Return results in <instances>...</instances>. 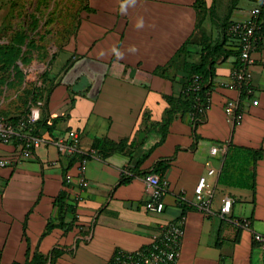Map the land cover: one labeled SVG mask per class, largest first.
<instances>
[{
  "label": "crops",
  "instance_id": "obj_1",
  "mask_svg": "<svg viewBox=\"0 0 264 264\" xmlns=\"http://www.w3.org/2000/svg\"><path fill=\"white\" fill-rule=\"evenodd\" d=\"M229 1L205 0V7L214 12ZM120 3L88 0L89 8L82 11L77 31L62 50L69 55L53 73L47 105L41 100L39 106L40 116L49 123L60 117L51 132L41 128V134L55 139L77 129L81 149H96L85 164L89 185L80 183L79 161L69 167L68 156L52 142L28 158L20 156L18 142L0 143V157L10 161L0 166V261L23 264L27 251L48 256L60 247L62 253L53 264H112L116 251L148 245L163 225L185 216L176 264H264V248L254 237L255 232L264 234V28L253 52V91L247 94L231 86L233 56L219 59L211 107L197 128L198 140L190 116L179 115L159 142L167 97L180 95L184 86V60L168 75L157 69L166 66L187 40L193 54L208 17L199 0H136L126 14L120 13ZM250 7L251 0H239L231 19L240 8ZM140 18L145 26L138 30ZM228 44L234 46L232 40ZM114 46L122 59L113 53ZM130 46L137 51L130 52ZM228 98H238L244 111L239 125L226 119ZM216 143H227L224 154L211 153ZM229 144L231 173L220 182ZM255 151L260 152L256 159ZM161 160L169 163L164 173L152 171ZM207 160L215 168L212 174ZM149 171L167 180L161 212L146 207L151 193L144 176ZM201 175L214 189L207 212L193 204ZM123 177L129 180L120 183ZM62 190L77 204V223L71 230L55 227L44 234L57 214ZM227 195L234 198V214L251 218V229L221 216ZM183 204L188 205L184 213ZM72 216L69 213L67 219Z\"/></svg>",
  "mask_w": 264,
  "mask_h": 264
},
{
  "label": "built area",
  "instance_id": "obj_2",
  "mask_svg": "<svg viewBox=\"0 0 264 264\" xmlns=\"http://www.w3.org/2000/svg\"><path fill=\"white\" fill-rule=\"evenodd\" d=\"M261 13L259 4L250 8H240L237 12V18L231 22L229 33L234 45L240 50V62L233 67V81L231 86L237 87L240 91H246L250 94L253 89L251 81L255 68V58L253 52L256 49L258 37L256 35L259 27L258 19ZM215 67V74L217 68ZM201 88L200 75L193 77L190 90L198 91ZM211 98L205 102H199L196 105V111L193 112L192 118L196 116V112L205 115L211 107ZM253 103H258L254 100ZM224 111L227 121L234 125L243 122L244 111L240 107L238 98H228L224 105ZM40 118V108L34 107L27 115L21 117L16 123L9 121L6 117L0 116V143L12 144L18 142L20 156L24 158L31 157L34 152L46 143H54L59 150L65 155H74L76 153L89 154L95 156V150L83 151L80 147L81 136L77 129H70L65 135L57 138L35 133L34 127ZM227 150V143H216L211 146L212 154H224ZM89 157H84L79 162V179L82 186L89 185V180L85 176V164ZM18 159H16L17 161ZM10 161L4 157H0V166H5ZM208 173L215 172L210 160L206 161ZM68 180H72V176L68 174ZM148 189L151 193L150 199L146 202V207L161 212L165 209L164 193L167 180H161L159 174L155 172L147 173L144 176ZM214 189L207 181L206 175H201L195 187V200L193 204L202 211H210ZM234 198L227 195L222 198L220 214L228 217L235 225L245 228H252V220L249 217L237 216L233 213ZM185 216L178 220L170 221L163 225L152 237L151 242L134 251H126L120 249L113 257V264H176L180 253L181 244L185 234ZM255 240L264 248V234L255 232ZM0 264H6L0 261Z\"/></svg>",
  "mask_w": 264,
  "mask_h": 264
},
{
  "label": "rangeland",
  "instance_id": "obj_3",
  "mask_svg": "<svg viewBox=\"0 0 264 264\" xmlns=\"http://www.w3.org/2000/svg\"><path fill=\"white\" fill-rule=\"evenodd\" d=\"M230 3L231 0L219 7V12L206 11L203 42L221 38L220 23ZM85 4L86 0H0V43H9L17 31H25L26 43H31L22 45L15 56L0 63V115L25 116L30 90L34 86L48 89L53 73L69 55L62 50L77 30ZM198 44L188 59L199 60L202 42ZM41 105V100L30 101L29 112Z\"/></svg>",
  "mask_w": 264,
  "mask_h": 264
},
{
  "label": "trees",
  "instance_id": "obj_4",
  "mask_svg": "<svg viewBox=\"0 0 264 264\" xmlns=\"http://www.w3.org/2000/svg\"><path fill=\"white\" fill-rule=\"evenodd\" d=\"M239 0H231L229 10L227 14L225 15L224 19L222 20L221 29H222V36L220 39L214 42H202L201 44V54L199 60H189V44L191 41L187 40L178 50V52L175 54L173 58L169 61V63L164 67H159L157 69V72L162 73L164 75H168V70L176 66L178 61L182 58L184 60V67L181 70V73L184 77V86L182 89V92L178 96H168V102L169 107L166 109L165 116L163 117L159 129L162 132V137L159 142L164 140L165 135L168 132L169 126L171 122L174 120L175 117L181 115V116H190L191 123L193 125V132H194V138L195 140H198L199 135L197 133V128L202 120L205 119V115H200L198 112H196V116L192 118V113L196 111V105L201 102H205L208 98L211 96L212 92V80L215 75V67L217 65V61L219 59H227L231 56L235 58L234 62L237 65L240 62V50L233 46L232 44H228V41L231 40V36L229 33V27L231 25V22L233 21L231 19L232 11L234 8L237 7ZM252 6H255L257 4L261 7V13L258 19L259 27L257 28L256 35L259 37L260 31L264 28V0H251ZM199 5L207 11V8L205 7V0H199ZM85 9H88V0H86V4L84 5ZM212 13V10H211ZM80 20L78 22L77 28L79 26ZM200 25V24H199ZM77 31V30H76ZM75 31V32H76ZM74 34V33H73ZM204 37V36H203ZM28 38L25 31H17L12 36L11 41L7 44H1L0 43V54L4 55L3 58L0 57V63L6 60L7 57L12 58L15 56V54L18 53V51L21 49L22 45H30V41L26 43V39ZM70 38V37H69ZM67 39V41L69 40ZM65 42V44L67 43ZM259 41V40H258ZM234 44V43H233ZM232 45V46H231ZM1 55V56H2ZM199 74L200 75V83L201 88L198 91H192L190 90V86L193 80L194 75ZM54 83V79L51 80V85L48 87V89H45L44 86H34L30 90V100L26 103V108L24 111V115L29 113V106L30 101H38L43 100L44 101V107L47 105L48 101V95L51 92L52 85ZM207 113V112H206ZM21 117L23 116H9L7 119L11 122L16 123ZM60 119V117H54L53 121L51 123L48 122L47 119L42 118L40 116L39 120L37 121L35 125L34 132L40 133L41 128H46L50 132L55 127L56 122ZM231 149V144H229L228 151L224 156L223 160V166L221 170V174L219 177L220 182H226V176L231 173L230 169L232 168L231 165L233 164V160L229 159V152ZM96 150V149H95ZM90 153V151H87ZM97 152V151H95ZM91 157L89 154H83V153H76L74 155H68V158L70 159L69 167L72 166V164L75 161H79L84 157ZM255 159L256 157L260 156V152L255 151L254 153ZM168 161L167 160H161L156 165V167L152 170L155 172L164 173L166 168L168 167ZM152 171H149L147 173H150ZM145 173V175L147 174ZM66 180V179H65ZM129 179L126 177H123L120 181V183L127 182ZM186 204H183V213L187 209ZM76 208L77 204L76 202H69L67 199V192L62 190L57 198V214L55 217H53L51 220H49L46 229L44 231V234H47L53 230L55 227H62L65 228V230H71L75 227L76 221H77V214H76ZM71 213L73 216L70 220L67 219L68 214ZM62 253V249L60 247H54L48 256H43L39 251H35L32 255L30 251H27V259L23 264H53L57 257ZM117 253V251L115 252ZM115 255V254H114ZM114 257V256H113ZM112 264H113V258H112ZM17 264V263H15Z\"/></svg>",
  "mask_w": 264,
  "mask_h": 264
},
{
  "label": "clouds",
  "instance_id": "obj_5",
  "mask_svg": "<svg viewBox=\"0 0 264 264\" xmlns=\"http://www.w3.org/2000/svg\"><path fill=\"white\" fill-rule=\"evenodd\" d=\"M135 4H136V0H121L120 9H119L120 13L126 14L127 8L129 6H135ZM144 26L145 25H144L143 18L138 19V21L135 24V27L139 30V29H142ZM112 51L118 58H120V59L123 58V53L120 52V50L118 48H116L115 46L112 48ZM129 51L132 53H135L137 51V49L135 46H130Z\"/></svg>",
  "mask_w": 264,
  "mask_h": 264
}]
</instances>
